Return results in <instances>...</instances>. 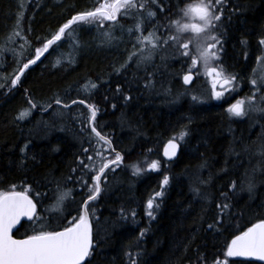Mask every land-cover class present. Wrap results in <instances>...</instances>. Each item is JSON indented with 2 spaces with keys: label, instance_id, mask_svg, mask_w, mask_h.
Wrapping results in <instances>:
<instances>
[{
  "label": "trees",
  "instance_id": "16d2710c",
  "mask_svg": "<svg viewBox=\"0 0 264 264\" xmlns=\"http://www.w3.org/2000/svg\"><path fill=\"white\" fill-rule=\"evenodd\" d=\"M190 2L198 0H160V11L145 0L142 11L133 9L115 23L83 25L82 45L75 49L73 62H59L60 52L67 48L65 41L60 50L53 45L24 70L18 85L12 86L17 69L35 58V50L72 16L98 6V0H48L35 7L26 2L25 9L21 0H0V192L13 188L26 191L37 205L36 218L23 223L17 237L33 234L36 225H48V231L69 226L87 188L77 183L79 177L84 175L89 185L93 183V173L78 165L81 158L88 163L86 156L96 147L97 138L82 123L88 109L80 104L63 109L54 103L57 97L67 103L83 99L99 109L95 127L122 157L119 166L113 167L115 171L112 168L104 173L103 190L89 204L94 246L85 264H263L230 259L226 252L233 238L264 220V157L257 154L264 144V115L259 111L252 120H239L227 112L235 94L247 98L240 87L257 90L250 81L255 76L259 82L255 52L264 21V0H227L224 11L229 6L237 8L239 14L235 19L223 15L218 22L214 34L222 39V51L215 63L225 75H235L232 88L239 91L228 92L220 101L210 94L209 77H196V81L203 79L196 88L185 87L178 75L189 67V58L179 53L173 57L171 46L165 49L170 60L165 79L160 78L166 72L165 65L155 56L147 70L133 62L116 72L129 55L125 48L131 42L102 48L92 42L98 30L112 25L135 30L137 17L144 18L149 31L150 25H159V35H165V29L174 34L170 21L179 19V10ZM149 10L156 12L152 19L146 17ZM20 14L21 34L29 45L24 55L26 42L19 36L8 39ZM136 35L134 31L132 38ZM92 83L97 85L95 89ZM117 85L120 94L115 91ZM124 96L131 100L125 101ZM193 96L198 99L193 100ZM29 100L37 107L32 109ZM47 104L52 107L45 111L41 106ZM28 109L29 115L17 119ZM61 112L65 114L61 116ZM181 131L187 132L183 139L178 138ZM170 139L178 140L181 147L172 162L162 157L163 146ZM25 145L27 149L22 150ZM85 147L89 153H83ZM105 148L101 141L102 156L93 155L94 161H102L103 156L114 158L115 152ZM153 161L158 162L157 169L149 167ZM258 164L260 170L253 174ZM137 165L140 171L134 174L133 166ZM165 177L167 184L163 183ZM249 179L254 184L251 192L247 190ZM233 182L235 189L231 188ZM58 184L65 191L73 190L74 199L65 201L63 212L48 210ZM161 191L163 195L154 200V218L149 217L147 201ZM222 192L227 193L230 208L221 224L209 229L208 224L216 222Z\"/></svg>",
  "mask_w": 264,
  "mask_h": 264
},
{
  "label": "snow or ice",
  "instance_id": "6c2138e0",
  "mask_svg": "<svg viewBox=\"0 0 264 264\" xmlns=\"http://www.w3.org/2000/svg\"><path fill=\"white\" fill-rule=\"evenodd\" d=\"M147 2L154 4L157 9L163 11L160 0H147ZM226 3L227 0H198V2L187 3L179 10L182 14L181 17L170 21L169 27H174L175 33L168 34V30L165 29L166 34L163 36L158 34V28L162 27L159 25H150L151 30L145 35L143 29L144 18L137 17L135 31L138 32L139 35L135 36L133 50L129 53L120 67L116 69V72L119 73L125 70L128 64L133 62L137 68L143 65L145 66V70H147V65L152 62L156 53L168 49L171 46L174 50L171 53L173 57H175L176 53H179L180 56L189 58V67L186 69V74L182 75L183 83L189 84L192 81L193 68H202L204 73L213 78L212 95L215 99L220 100L224 96L225 91L232 90V86L236 81L235 75H225L223 68L215 63L220 60L219 54L222 51V41L214 34V31L223 16ZM144 8L145 3H137V0H102V2L98 0V6L92 10H87L72 16L42 48H37L35 50V58L30 59L27 63H24L22 67L17 69V74L14 75L11 81L12 86H15L20 81L24 70H26L30 64H35L49 47L64 38L67 30L72 29L74 32L75 29H73V25L83 22L89 24L96 23L98 27H102L105 21L115 23L122 10L124 16L127 17L131 10L135 9L137 12H140ZM147 16L149 18H154L156 12L149 10ZM21 18L22 14L17 20V29L20 26ZM133 31L134 29L131 27L127 29L130 36ZM185 33H191V35L185 36ZM19 35V31L13 30V32L9 34L8 39L11 40L13 37ZM102 35L109 44L115 39L110 31H105ZM75 43H78V41ZM259 43L264 45V39H261ZM190 45L192 46L191 55ZM137 47L139 51L136 50ZM133 58H135V61H133ZM167 58L168 53L160 56L162 61ZM261 59L264 60V57ZM250 83L253 86H257V78L254 76ZM217 85H219V91L216 90ZM149 86V84L145 85V87ZM259 86L264 87V74H261L259 77ZM96 87L97 85L95 83L91 84L92 89ZM115 91L117 94H120L121 89L119 85H117ZM192 99L197 100L198 97L193 96ZM246 99L250 101L247 108H245V100L243 99L230 104L227 108V112L230 116L244 117L249 112H264V108H260L251 103V98ZM124 100H131V97L124 96ZM54 103L60 105L63 109L71 108L72 105L76 104L85 105L88 109L89 115L82 123H85V125L91 129V133L97 138L95 141L96 147L93 149L92 154L86 156L88 163L85 162V158H81L78 160V165L83 166L82 171L87 170V172L93 173L91 177L93 183L89 185V181L85 179L84 175L79 177L77 183L80 184L82 188L84 186H87V188L83 194L80 209L77 210V216L73 218V222H70L69 226L64 227L62 231H48L44 230L42 227L34 229V234L27 236L25 239H14L12 236V229L20 222L21 217H27L29 220H32L36 213V205L26 191H15L13 188V190L10 191L0 192V264H84L85 259L91 255L93 238L89 204L95 201L102 191L101 178L104 177L105 170L112 165L119 166L122 157L119 152H115V149H111V140L97 131L95 120L99 109L96 105L87 104L83 99H72L70 103H67L63 102L58 97L55 99ZM29 104L32 109L37 107L31 100H29ZM41 107L46 111L48 108H51L52 105L47 104ZM112 107L115 108L116 105L112 104ZM29 114L30 109L24 110L17 116V119H23ZM59 114L63 116L65 113L61 112ZM81 131H84V128H81ZM186 135V131H181L178 138L183 139ZM101 141L103 145L107 146L105 151L111 149L115 152L114 158L108 159L106 156H103L100 162L93 160V155L98 157L102 156V152L100 151ZM89 145H92L91 139H89ZM177 148L178 145L174 143L173 140H169L164 155L171 159L172 156L175 155ZM26 149L27 145H25V149L22 150ZM169 149H171V152ZM244 150L247 151V147H245ZM82 151L83 153H89V148L85 147ZM257 154L264 157V144L258 147ZM133 167L134 174L139 173V166ZM149 167L151 169H157L158 162L153 161ZM112 170L115 171V168ZM258 170H260L259 164L257 168L252 170L253 174ZM75 171L76 169H73V172ZM104 182L106 183V177ZM163 183H168V177L164 178ZM235 187L236 185L233 182L231 188L235 189ZM253 189L254 184L251 179H249L247 190L251 192ZM72 192V189H68L67 191L63 190L58 184L53 205L48 210L63 212L65 201L74 199ZM162 195V191L156 192L154 196L148 199L147 215L149 217L154 218L152 209L154 208L155 197ZM221 195L224 199L221 203L216 205L218 210L216 222L215 224L209 223V229L215 230L216 225L221 224L222 218L225 217L230 208L227 193L222 192ZM155 206L159 207L158 204ZM37 219L39 218L37 217ZM141 236H143V232ZM226 255L228 257H254L260 261H264V220L253 224L247 231L243 232L241 235H237L235 239H232L230 245L227 247ZM133 264H135L134 261ZM215 264H220V262L217 261ZM223 264H227V261H224Z\"/></svg>",
  "mask_w": 264,
  "mask_h": 264
},
{
  "label": "rangeland",
  "instance_id": "374dc122",
  "mask_svg": "<svg viewBox=\"0 0 264 264\" xmlns=\"http://www.w3.org/2000/svg\"><path fill=\"white\" fill-rule=\"evenodd\" d=\"M21 1H22V4L21 5H22L23 9H25L26 2H27V5L28 6H29V4L32 5L34 3V7L36 5H40V4H44V3H47L48 2V0H21ZM39 2H40V4H38ZM20 16H21V14H20ZM146 17L149 18L147 15H146ZM83 25H90V24L89 23H83L82 22V23H78L76 25H73L72 27H73V29H75L74 32L72 31V29L67 30L66 31L67 32V36L63 39V41L61 43H60V41H58V42H56V43L53 44L55 48H57V49L60 50V46L62 45V43L64 41L66 42V46H67L66 50L64 52H60L59 51L60 52V56H59V62L60 63L61 62L71 63V62L74 61L75 54H76L75 49L78 48V47H80L82 45V42L80 41V38H81V34H82L81 27ZM91 25H93V24L91 23ZM112 26L113 27L112 28H109V29L98 30V33L96 34V37L94 39H92L93 40L92 42L94 43L95 47H101L102 48V47H105L104 45H107V46H112L113 45L114 46L117 43H119V44L122 45V44H127L128 42H131V45H129L128 47L125 48L126 51H127V53L129 54L133 50V45L135 44V38H132L133 33L130 36L129 33L127 32V29L122 30L123 29V25L120 26V27H119V25L118 26L112 25ZM143 29H144V34L147 35V32L149 30H148V28H147V26L145 24H143ZM16 31H19L20 32L19 37L23 41L26 42V43L23 44L24 45L23 55H24L25 50L28 48L29 45H28L27 39H25V37H23V35L21 34L22 31L19 30V29H16ZM105 31H110L111 33L113 31L115 32V34H113L114 37H115V39L110 44L107 41H105V39H104V37L102 35V33H104ZM137 35H139L138 32H137ZM190 35H191V33H190ZM220 40L222 41V39H220ZM76 41H78V43H75ZM136 50L139 51V48L137 47ZM165 53H166V50L164 49L161 52H157L156 55H155V57L156 58H159L162 54H165ZM20 55H22V54H20ZM23 55L20 56V57H23ZM20 57H18V60H20ZM262 57H264V45H263V52H262L261 56H259L257 58V68H256V71H257V74L258 75L257 74L256 75H257L258 79H259V77H260L261 74H264V60L261 59ZM161 63L165 65V68L164 69H166L165 70L166 72L162 73L161 76H160V78L165 77V79H166V76H167V73H168L167 65L170 64V60H168V58H167L166 60H163V62H161ZM193 71L195 72L196 77H198V78H202V77L203 78H206V77H209L208 78V83H209V86H210L209 91H210V94L212 95V92H213L212 79L213 78L210 77V76H208L206 73H204V71L201 72L202 69L199 70V68H193ZM184 72H186V71H183V72H181L178 75L180 81H182V82H183L182 75L185 74ZM199 82H203V79L202 80L199 79L198 81L195 80L193 82L194 83L193 86L190 85V86H185V87L188 88V89H190L192 87L193 88H196V87H198L200 85ZM161 87L162 86H159L160 89H161ZM217 87H219V85H217ZM235 87L236 86H234L231 91L225 92L224 96L228 92L230 94V93L239 91V90H235L236 89ZM262 88H263L262 91L260 90V92H259L258 89H257L256 92H255V90H253L251 94H247V96H246L247 98H251V103L255 104L256 106L258 104L259 105L258 107H260V108H264V87H262ZM216 90L218 91L219 89L216 88ZM244 92H246V90H243V93ZM167 93H168V89H167V91H165V95H167ZM198 96H200V94H198ZM223 97L221 99H223ZM242 99L245 100V108H247L250 101L248 99L244 98L243 96H239V94H235L234 95V98L232 100V104L235 103L237 100H242ZM220 100H217V101H220ZM258 114H259V111L249 112L246 115V117H247V119H251L252 120L254 118V116H257L258 117L259 116ZM260 115H264V112H261ZM237 118H240V117H237ZM254 123H256V122H254ZM95 219H96V216H95ZM41 227L44 230H47L48 225H42Z\"/></svg>",
  "mask_w": 264,
  "mask_h": 264
},
{
  "label": "flooded vegetation",
  "instance_id": "af4514ba",
  "mask_svg": "<svg viewBox=\"0 0 264 264\" xmlns=\"http://www.w3.org/2000/svg\"><path fill=\"white\" fill-rule=\"evenodd\" d=\"M141 2L145 3V0H137V3H141ZM228 5H230V4H228ZM237 11H238L237 8L233 9V8H229V6H228L227 10L223 12V15H224V17L226 16V19H235V17L237 16L236 14H239V11H238V13H237ZM124 18H125V16H124L123 10H122V12L118 16V19H124ZM261 27H262V30L259 34L258 42L261 39H264V21H263ZM18 29L22 31L23 28L20 25ZM262 52H263V45H261L259 43L258 48L256 49V52H255V54H257V58L260 56V54H262ZM258 84H259V82H258ZM244 90H246V95H247V94L252 93L253 88L247 85V87H245ZM240 119L247 120V117L246 116L240 117Z\"/></svg>",
  "mask_w": 264,
  "mask_h": 264
},
{
  "label": "water",
  "instance_id": "95a60500",
  "mask_svg": "<svg viewBox=\"0 0 264 264\" xmlns=\"http://www.w3.org/2000/svg\"><path fill=\"white\" fill-rule=\"evenodd\" d=\"M194 78H195V76L193 75V79H192V81L194 80ZM192 81H191V82H192ZM191 82H190V83H191ZM190 83H189V84H190ZM168 142H169V141H167V142L165 143V145L163 146V149H162V156H163V158H164L166 161L172 162V161H175V160L178 158V155H179V153H180V149H181V147H180V144H179L178 141L173 140V142L176 143V144L178 145V148H177L176 151H175V155L172 156L171 159H169L167 156L164 155V151H165V148H166ZM169 151L171 152V149H169ZM36 209H37V208H36ZM27 220H29L27 217H21L20 222H19V223H18V224L12 229V236H13V233L16 231V229L20 226V224H21L23 221H27ZM90 222H91V219H90ZM259 222H260V221H259ZM259 222H257V223H259ZM91 227H92V224H91ZM62 230H63V229H62ZM62 230H61V231H62ZM240 235H241V234H240ZM13 238H14V239H25V238H15L14 236H13ZM92 238H93V229H92ZM233 239H235V238H233ZM230 243H231V242H230ZM229 245H230V244H229ZM87 258H88V257H87ZM87 258L85 259V261L87 260ZM230 258H232V259L249 260V261L257 260V261H259V262H261V263L264 264V261H260V260L254 258V257H230ZM84 263H85V262H84Z\"/></svg>",
  "mask_w": 264,
  "mask_h": 264
}]
</instances>
